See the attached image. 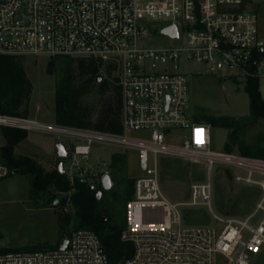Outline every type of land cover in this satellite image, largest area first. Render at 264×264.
Instances as JSON below:
<instances>
[{"label":"built area","instance_id":"1","mask_svg":"<svg viewBox=\"0 0 264 264\" xmlns=\"http://www.w3.org/2000/svg\"><path fill=\"white\" fill-rule=\"evenodd\" d=\"M254 2L264 0H0V54L93 58L102 69L116 68L122 94L120 134L1 115L0 127L72 139L68 158L75 172L66 175L71 183L85 180L95 193L103 173L82 168L76 158L87 159L93 144L136 152L142 175L135 178L126 203L120 239L132 246V253L124 264H252L264 253V158L211 150L212 127L196 122L189 111L186 77L206 73L242 85L254 80L264 100V36L251 12ZM171 26L175 37L162 33ZM157 28L176 43L147 46ZM180 62L199 65L202 71L181 72ZM224 70L228 72L221 74ZM172 131L180 132L177 144L168 141ZM164 158L203 165L206 181L191 187L186 205L207 207L221 229L183 222L181 204L172 203L161 185ZM216 168L256 190L244 216L212 213ZM101 248L93 231L78 229L64 249L3 252L0 247V264H108Z\"/></svg>","mask_w":264,"mask_h":264},{"label":"trees","instance_id":"2","mask_svg":"<svg viewBox=\"0 0 264 264\" xmlns=\"http://www.w3.org/2000/svg\"><path fill=\"white\" fill-rule=\"evenodd\" d=\"M101 63L93 58L56 55L48 58L46 74L54 80V124L120 134L122 107L121 88L115 76V66L107 65L105 75ZM100 78V79H99ZM245 92L249 99V113L238 118L232 116H201L199 123L227 130L224 150L242 155L264 158V149L253 148L243 141V134L264 120V100L258 92L257 82L248 80ZM31 93V83L26 75L23 58L0 54V115L25 118ZM5 144L0 146V167L6 178L17 170L28 183V199L32 208H60L69 203L71 215L57 216L58 241L55 246L37 243L25 248L7 249L3 252H31L58 248L64 237L78 229L93 231L99 238L108 264H124L132 253V246L122 242L120 234L125 227L126 203L133 193L134 177L127 174L126 153L111 155L107 170L113 186L103 191L100 199L90 191L85 180L75 178L71 183L65 172L56 164L45 169L35 158L15 153V147L27 137V131L11 127L1 128ZM172 163L176 166L171 167ZM178 159L160 160V176L167 172L182 179L187 172ZM226 177L231 174L225 171ZM162 185V184H161ZM66 195V196H62ZM189 222V214L184 213Z\"/></svg>","mask_w":264,"mask_h":264},{"label":"rangeland","instance_id":"3","mask_svg":"<svg viewBox=\"0 0 264 264\" xmlns=\"http://www.w3.org/2000/svg\"><path fill=\"white\" fill-rule=\"evenodd\" d=\"M251 12L257 20V32L264 36V2H254ZM162 25V24H161ZM157 34L147 40V46L173 45L176 41L164 37L156 29ZM47 57H25L23 65L31 83V93L28 111L25 118L40 123L54 125V80L46 74ZM178 70L185 72L202 71V67L194 63L180 62ZM224 70L221 74L227 73ZM100 75L104 77L105 69ZM188 80L189 111L194 119L201 116H232L238 118L249 113V99L245 92V85L236 79L223 78L206 73L186 75ZM0 127V146L5 144ZM134 134H131L133 136ZM139 134H135L137 136ZM169 135V134H168ZM172 144L179 143L180 132L172 131L168 136ZM227 130L212 128L211 150L223 152ZM243 141L253 148L264 149V120L248 129L243 134ZM63 144L67 151L73 145L70 138L60 137L54 133L40 130H28L27 137L15 147V153L35 158L45 169H51L59 158L56 155L57 145ZM126 153V170L130 177L142 175L139 169L137 154L134 151L124 152L116 147L93 144L91 154L87 159L77 157L82 168L93 173L107 171L111 155ZM171 159V158H169ZM71 158H64L62 167L64 172L74 174ZM182 168L187 172L182 179H177L171 173L162 175V188L172 203L181 204L182 215L189 214L187 225H203L221 229L223 225L213 219L211 212L205 206L189 207L191 187L206 181V172L202 164L180 160ZM176 166L172 163L171 167ZM0 178L5 175V169L0 167ZM212 213L225 216H244L253 206L257 197L256 190L236 183L232 176L226 177L225 171L216 168L211 176ZM28 183L24 176L16 173L0 179V247L7 249L25 248L37 243L55 246L58 241L57 216L71 215V206L67 203L60 208H32L28 199ZM66 196V195H62ZM160 220L161 214H158ZM252 264H264V253L259 255Z\"/></svg>","mask_w":264,"mask_h":264},{"label":"water","instance_id":"4","mask_svg":"<svg viewBox=\"0 0 264 264\" xmlns=\"http://www.w3.org/2000/svg\"><path fill=\"white\" fill-rule=\"evenodd\" d=\"M162 33L166 34L168 36H171V37H175L176 36V29L174 26H171V27H168V28L162 30ZM56 155L59 158V160L57 161V164H56V169L60 173H63L64 172L63 167H62L63 160H64V158H66L68 156V151L65 149L63 144L59 143L57 145ZM13 173L16 174L17 170L13 171ZM112 186H113V182H112L110 173L107 170V171L103 172V174L101 176V188H99L96 191V193H95L96 198L100 199L102 194H103V191L110 190L112 188ZM67 243H68V237H64L62 242L59 245V249H64L66 247ZM101 251H103V248H101Z\"/></svg>","mask_w":264,"mask_h":264},{"label":"crops","instance_id":"5","mask_svg":"<svg viewBox=\"0 0 264 264\" xmlns=\"http://www.w3.org/2000/svg\"><path fill=\"white\" fill-rule=\"evenodd\" d=\"M64 170V169H63Z\"/></svg>","mask_w":264,"mask_h":264}]
</instances>
